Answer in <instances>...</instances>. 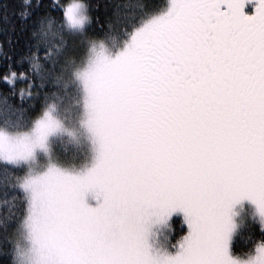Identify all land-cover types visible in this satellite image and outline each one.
Instances as JSON below:
<instances>
[{
    "label": "snow or ice",
    "instance_id": "1",
    "mask_svg": "<svg viewBox=\"0 0 264 264\" xmlns=\"http://www.w3.org/2000/svg\"><path fill=\"white\" fill-rule=\"evenodd\" d=\"M19 6L2 264H264V236L230 251L242 202L264 232V0H113L103 24L93 0Z\"/></svg>",
    "mask_w": 264,
    "mask_h": 264
},
{
    "label": "trees",
    "instance_id": "2",
    "mask_svg": "<svg viewBox=\"0 0 264 264\" xmlns=\"http://www.w3.org/2000/svg\"><path fill=\"white\" fill-rule=\"evenodd\" d=\"M95 4L99 5V8L95 9L93 12L94 16L99 17V24L106 23L110 15V8L108 5L113 2V0H93ZM124 2V0H120ZM47 3V0H45ZM0 5H6L7 7L0 6V43L3 44L5 49L16 48L19 49L26 40V35L20 31V21L18 12L20 10L19 0H0ZM99 24H93V30L99 31ZM11 41V43H9ZM67 148V147H66ZM58 149L64 152L65 145H58ZM72 155V152H68L66 155ZM89 202L94 203L89 196ZM173 231L175 234L174 238H178L184 232L187 231V226L182 225V217H173ZM264 236V232L260 229V224L252 222L242 226L237 233H235L233 240L231 242V251L234 255L247 252L253 248L255 239ZM2 264V260H0Z\"/></svg>",
    "mask_w": 264,
    "mask_h": 264
},
{
    "label": "rangeland",
    "instance_id": "3",
    "mask_svg": "<svg viewBox=\"0 0 264 264\" xmlns=\"http://www.w3.org/2000/svg\"><path fill=\"white\" fill-rule=\"evenodd\" d=\"M65 147L68 148V152L71 151L73 153L74 151H76L75 146L72 145V144H67V145H65ZM68 156H69V153H68ZM235 212H236V216L234 217V219H235V221L237 223V228H236V230H235V232L233 234V237H234L235 233H237V231L242 226H245L246 224H250L252 222H256V223L259 224V218H258V215L256 213L255 205L252 204L251 202L244 201V202H242L241 205H237L236 208H235ZM178 216H181L182 219H183V214L182 213L178 212V213H176L174 215V217H178ZM230 251H231V246H230ZM231 253H232V251H231Z\"/></svg>",
    "mask_w": 264,
    "mask_h": 264
}]
</instances>
